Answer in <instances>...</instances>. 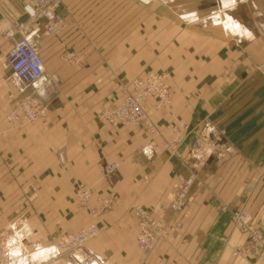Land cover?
I'll return each mask as SVG.
<instances>
[{
  "label": "crops",
  "instance_id": "1",
  "mask_svg": "<svg viewBox=\"0 0 264 264\" xmlns=\"http://www.w3.org/2000/svg\"><path fill=\"white\" fill-rule=\"evenodd\" d=\"M233 2L60 0L57 35L44 32V18L26 20L44 64L32 84L6 62L16 36L4 33L15 22L0 10V244L11 264H264V250L245 252L247 234L231 221L246 209L264 239V0ZM66 49L76 63L61 59ZM149 70L167 72L170 85L166 107L143 102L156 133L99 117ZM25 98L43 114L8 121ZM205 123L221 140L197 159L192 144ZM187 177L185 205L173 211ZM79 186L92 192L84 206ZM136 205L167 227L146 257ZM90 224L96 234L80 250L54 254L58 240Z\"/></svg>",
  "mask_w": 264,
  "mask_h": 264
},
{
  "label": "built area",
  "instance_id": "2",
  "mask_svg": "<svg viewBox=\"0 0 264 264\" xmlns=\"http://www.w3.org/2000/svg\"><path fill=\"white\" fill-rule=\"evenodd\" d=\"M60 0H28L22 3L28 18H44V32L46 34L57 35L62 26V20L56 12V7ZM5 38L11 39L16 36L14 42L9 47L6 54V62L13 75L23 84H32L44 75V64L40 53L27 36L25 22L17 23L4 33ZM61 59L67 63H76L77 54L73 50H63ZM170 89L163 73L146 72L141 77L132 80V90L125 91L119 104L105 107L100 110L99 117L112 126L128 128L131 126H145L151 133H156V128L143 107V102L149 98L154 99L156 108L166 107L171 100ZM43 114L37 102L32 99H22L7 114L8 121L21 120L24 123H32L37 117ZM180 128L185 127V123H179ZM197 138L193 141L192 150L197 159H201L202 151L207 142L217 144L221 140V131L214 125L205 123ZM117 167V163L112 162L105 165V173H112ZM192 183V177H187L182 181L180 188L175 193L170 202L173 211L181 210L186 201L188 189ZM92 192L89 188L79 186L75 191L76 202L84 206L88 203ZM108 201L103 199L102 203ZM134 215L137 219V234L135 238L136 246L143 256H148L156 241L167 234L166 225L154 218L149 211L136 205L133 207ZM234 226L247 234L250 245L244 251L249 252L257 247L264 250V239L250 224V216L246 209L240 208L231 215ZM96 226L90 224L80 229L75 234L62 237L56 242L54 254L62 252H76L80 250L82 244L96 234ZM13 256L5 244H0V264H11Z\"/></svg>",
  "mask_w": 264,
  "mask_h": 264
},
{
  "label": "water",
  "instance_id": "3",
  "mask_svg": "<svg viewBox=\"0 0 264 264\" xmlns=\"http://www.w3.org/2000/svg\"><path fill=\"white\" fill-rule=\"evenodd\" d=\"M0 10L9 20L17 23H23L28 19V15L24 11L22 3L18 0H0Z\"/></svg>",
  "mask_w": 264,
  "mask_h": 264
},
{
  "label": "rangeland",
  "instance_id": "4",
  "mask_svg": "<svg viewBox=\"0 0 264 264\" xmlns=\"http://www.w3.org/2000/svg\"><path fill=\"white\" fill-rule=\"evenodd\" d=\"M232 1V3H234L233 2V0H231ZM234 5V4H233ZM233 5H230V7L231 6H233ZM26 27L28 28V24L26 25ZM232 30H233V28H231ZM146 72H155V71H152V70H149V71H146ZM155 73H163V74H165V76H166V80H167V72H165V71H162V72H155ZM167 83H168V81H167ZM168 86H169V89H170V85H169V83H168ZM171 97V96H170Z\"/></svg>",
  "mask_w": 264,
  "mask_h": 264
},
{
  "label": "bare ground",
  "instance_id": "5",
  "mask_svg": "<svg viewBox=\"0 0 264 264\" xmlns=\"http://www.w3.org/2000/svg\"><path fill=\"white\" fill-rule=\"evenodd\" d=\"M225 17H226V14H225L224 10H222V11L219 13L218 18H219V19H221V18L223 19V18H225ZM28 19H31V18H28ZM28 19H27V20H28ZM25 25H26V21H25Z\"/></svg>",
  "mask_w": 264,
  "mask_h": 264
}]
</instances>
